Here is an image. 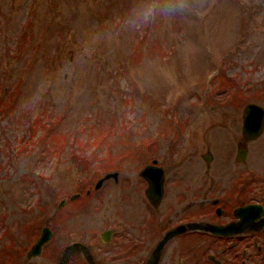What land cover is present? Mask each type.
Listing matches in <instances>:
<instances>
[{"label": "rangeland", "instance_id": "1", "mask_svg": "<svg viewBox=\"0 0 264 264\" xmlns=\"http://www.w3.org/2000/svg\"><path fill=\"white\" fill-rule=\"evenodd\" d=\"M223 82L225 90L219 88ZM3 85L7 96L0 95V109H12L5 118L0 114V261L57 264L71 242L100 247L97 233L111 224L116 187L108 182L96 193L98 209L82 213L74 209L77 202L66 200L58 207L77 186L112 169L98 166L107 152H122L131 138L154 137L157 149L150 157L165 164L188 160L181 167L195 168L199 183L206 179L200 153L213 145L223 158L229 147L213 131L239 135V124L232 128L237 112L247 103L264 109V0H0ZM236 89L245 102L234 106L226 101ZM44 109L46 123L28 130L29 121L43 119ZM40 127L50 130L41 143ZM89 127L100 129L98 140L74 143L69 156L73 136ZM257 140L247 144L246 175L256 168L264 173V138ZM118 166L121 175L132 174L130 188L137 190L141 165ZM44 226L51 231L48 241L27 258ZM177 241L161 248L158 264H191L193 254L202 264L211 254L227 263L221 245L196 241L189 250ZM262 244L264 222L256 228V246H243L244 264H264ZM15 248L19 256L9 254Z\"/></svg>", "mask_w": 264, "mask_h": 264}, {"label": "flooded vegetation", "instance_id": "2", "mask_svg": "<svg viewBox=\"0 0 264 264\" xmlns=\"http://www.w3.org/2000/svg\"><path fill=\"white\" fill-rule=\"evenodd\" d=\"M244 106L234 116V121L232 120L233 129L239 124V135L233 131L220 132V134L213 131L216 133L213 135L217 136V139L222 135L226 141L228 139L227 145L229 147H227L224 157L218 158L213 145L211 148L206 146L204 152L200 153V160L204 164L201 177H206V179H200L199 183L195 168L188 167V165L184 168L181 167L183 163L188 161L186 159H177L166 164L163 160L157 162L153 157L110 159L113 167L104 175L113 174L102 182L99 189L95 190L94 185L101 177L95 181L89 180L90 183L81 186L84 187L83 194L75 191L70 193L67 199H61L62 204L65 200L67 201L66 204L77 202L74 209L88 213L99 208L100 200L96 198V193L105 183H111L116 187V190L113 191L114 198L110 201L111 224L97 233L100 247L94 248L87 243L75 241L66 244L62 251L72 243H79L87 249L93 264H108L106 252L110 253L108 256H110L111 264H158L160 252H158L155 262L152 259V252L159 241L169 235L170 231L177 226L193 223L217 226L230 224L232 228L223 235L197 229H186L183 232L169 235L161 248L175 239L178 240L179 248L189 247V250L196 241L206 246L221 245L220 252L225 251L224 254L227 256V259L225 258L226 264H244L245 249L243 246H256V228L264 222L262 220L264 217V173L256 168V173L246 175L243 167L247 144L256 142L261 136L264 138L262 132L264 116L259 134L253 138H246L242 132ZM208 141L210 142V139ZM151 146H156V143L151 144ZM121 161H131L141 165L136 174L137 185L135 188L137 190L130 188L132 174L121 175V172L118 171V165ZM145 168L146 171L141 174ZM170 174H173L172 178H169ZM190 178L192 179L190 180ZM182 182H186V184L183 185ZM203 189L205 190L200 194V198H197L198 191ZM213 192L219 193L218 196L211 197ZM61 201L58 203V207ZM93 201L96 204L92 205ZM248 204L259 205L262 213L257 218L251 217L247 220L234 214L236 209ZM161 207H163L162 210ZM69 217V211H66L62 214L61 220L66 224L65 221H68ZM152 242L153 245L147 252L148 245ZM185 252L188 250L186 249ZM211 256L214 259H209L206 255L207 261L205 263L223 264L212 254ZM188 258L191 260V264H202V262H198L194 254L189 255ZM64 264H87V261L80 251H72Z\"/></svg>", "mask_w": 264, "mask_h": 264}, {"label": "water", "instance_id": "3", "mask_svg": "<svg viewBox=\"0 0 264 264\" xmlns=\"http://www.w3.org/2000/svg\"><path fill=\"white\" fill-rule=\"evenodd\" d=\"M263 116H264V110L260 106L256 105L255 103H247L244 106L243 117H242V120H243L242 121V132L244 133L246 138H253L257 134H259L261 127H262ZM145 171H146V168L143 171H141V174H144ZM111 174L113 173H107L103 175L100 179H98L94 185V189L99 188L101 183L104 180L108 179ZM61 204H62V201L59 204V206ZM261 213H262V209L257 204H248L234 211V214L236 216H239L241 219L244 218L245 220L251 217L257 218ZM262 220H264V217ZM230 228H232L230 224L226 226H217V225H210L206 223H193V224H187V225H179L173 230H171L169 235H174L179 232H183L186 229H197V230L208 231L214 234L223 235V234H226V232H228V229ZM169 235H166L165 237H163V239H161L159 243L156 245V247L154 248L152 252L153 262H155L159 250L161 249L163 243L165 242L166 238ZM49 237H50V230L48 229V227H45V226L42 227L40 229L39 235L36 237L35 241L31 244V246L27 250L26 257L30 258V257L39 255L42 245L49 239ZM72 251H80L81 254L84 256L85 260L87 261V264H93L92 259L87 249L82 244H79V243H72L68 245L66 248H64V250L61 252L59 256L58 264H64L65 260L67 259V257ZM208 258L214 259L211 255H208ZM214 262L217 263V261H214Z\"/></svg>", "mask_w": 264, "mask_h": 264}, {"label": "trees", "instance_id": "4", "mask_svg": "<svg viewBox=\"0 0 264 264\" xmlns=\"http://www.w3.org/2000/svg\"><path fill=\"white\" fill-rule=\"evenodd\" d=\"M219 76H222V74H220ZM226 86H227L226 82H223L222 84H219V88H221L222 90H225ZM242 92H243L242 90L236 89L231 94H229V98L227 99L226 102L228 104L234 105V106L237 105V104H239V103L245 102V99L242 96L243 95ZM0 95L1 96H7V92H6V89H5V86L4 85L1 86ZM1 100L2 99H0V102H1ZM2 107L3 108L0 109V111H2V112H0V114H3V118H5L6 115L8 114V111L11 110L12 107L11 106H7V105H2ZM5 112H6V114H5ZM47 113H48V111L46 109H44L43 110V113L41 114V116L43 117V119L41 121L40 120L29 121L27 123L28 124V130H32V128H38L39 126L36 124L38 122L39 123L41 122L42 123L41 126H43L46 123V120L48 118L47 117ZM174 128H178L177 125ZM40 129L43 130L44 127H42V128L40 127ZM85 130L84 131L83 130H80L78 132V135L73 136L72 143H69V145H68V149L72 153V154H69V156L72 157V155H74V152H75V148L73 147V144L74 143L80 144L82 142V140H84V144L86 142H91V141L92 142H95V140H98V139L97 138H94V137L95 136L100 137V135H101V132H100V129L99 128L98 129L97 128H92L91 129V127H89L88 129H85ZM49 131H50L49 129H45V131L43 130V133L40 134L37 137V140L36 141L37 142L40 141V143H41V141H44L45 138L47 139L49 137V133H50ZM82 132H85L86 134H83ZM81 135H83V137H81ZM90 136H92L91 139L89 138ZM129 138H130V136H127V139H129ZM59 140H60V138H58V140L56 141L54 139V136H53V142H52V140H51V142L53 144H55V142H56V144H58ZM155 140H156V138H154V137L151 138L149 141H147V140L145 141V140H142V139L141 140H135V139H132L131 138V139L127 140L126 146L125 145L123 146L124 150L122 152L121 151L120 152H115L114 154H111V153L107 152L102 157L103 160L100 163H98V166L101 167L102 170L107 171L109 168L112 167V165H111L112 163L110 162V159H112V158H119V157L120 158H128V155L129 156H132V157H137L139 159L140 158H148V157L151 156L150 155V152L153 149L152 146H151V144H153L155 142ZM150 141H152V142H150ZM37 142H36V145H37ZM52 143H50L47 148L51 149V147H54V145ZM121 143H124V142L121 141ZM61 144H62V146H65L66 141H62ZM110 146H111V144H110ZM43 150H45V149H43ZM57 150L58 149H56V151ZM47 152H49V151L47 150ZM86 156L87 155H85V154H80V155H77L76 157H79V158L83 159V158H86ZM92 156L95 157L94 154ZM84 165H86V164H84ZM86 181H85V183L87 184L89 182V180H86ZM77 188L78 189H76V191H79V192L83 193L82 190H84V187H78L77 186ZM30 229L33 231L34 224L28 226V231ZM28 231H26V234L28 233ZM28 236H30V235H28ZM34 236H35V234L32 237H34ZM262 251H264V244H262ZM12 253L15 254L16 256H19V254H20L18 248L16 250H14V252H13V250H10L9 254H12ZM2 254H3L2 251H0V258L3 256ZM9 254H8V260L10 261L11 257L9 256ZM0 264H5V262L0 261Z\"/></svg>", "mask_w": 264, "mask_h": 264}]
</instances>
